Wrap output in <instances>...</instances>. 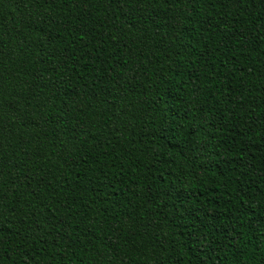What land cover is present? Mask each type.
I'll list each match as a JSON object with an SVG mask.
<instances>
[{"label": "trees", "instance_id": "obj_1", "mask_svg": "<svg viewBox=\"0 0 264 264\" xmlns=\"http://www.w3.org/2000/svg\"><path fill=\"white\" fill-rule=\"evenodd\" d=\"M0 264H264V0H0Z\"/></svg>", "mask_w": 264, "mask_h": 264}]
</instances>
